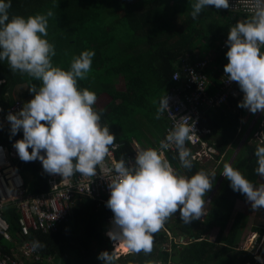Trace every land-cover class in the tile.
<instances>
[{"label":"trees","instance_id":"trees-1","mask_svg":"<svg viewBox=\"0 0 264 264\" xmlns=\"http://www.w3.org/2000/svg\"><path fill=\"white\" fill-rule=\"evenodd\" d=\"M193 2L195 1L11 0L8 12L10 18L14 15L27 18L48 10L54 12V16L49 18L46 37L55 46L56 55L52 58L54 66L69 70L74 56L83 51H94L90 74L86 79L78 80V87L95 92L99 100L100 95L108 97L102 107L96 104L94 107L101 114V125L108 126L116 136L115 143H119V151L129 154L133 151L132 140L150 142L147 133L157 138L153 131L160 134L163 132L165 123L160 111L161 103L173 85L171 74L182 53L192 49L201 53L216 45L215 41L201 42L202 36L214 30L200 31L202 23L216 21V18L219 20L218 25L230 23V15H223V12L213 7H207L193 19ZM187 24H193V27L188 28ZM219 32L222 31H216V34ZM261 51L264 52V47ZM227 62L224 55L217 57L214 63L217 67L216 74L215 70L209 71L211 84L219 85L221 75L218 69L223 70ZM4 63L5 61H0V82L6 76L2 72ZM118 77L123 82L122 90L113 87ZM212 89L214 88H209L211 92ZM5 93H9L6 85L0 87V106L4 111L15 101L11 92L7 98ZM240 101L241 99H230L224 106L211 109L202 120L203 125L211 128L209 142H215L220 155L225 154L227 147L235 143L240 118L245 112L244 108L238 107ZM260 120H264V113H260L254 129ZM5 130V133H0V144L8 146L14 140L23 138L22 130L15 136L11 134L10 128ZM254 153L255 144L244 142L231 165L253 185H258L264 183V176L262 182L259 181L260 175L255 172L258 164ZM220 155L216 156V160H220ZM166 157L180 175L191 177L200 170L208 173L207 166L195 162H192L191 170L183 168L177 151L167 152ZM18 170L32 192L46 190L47 173L39 160L20 161ZM245 199L244 195L233 191L230 182L223 177L203 220L187 224L181 221L177 212L167 220L164 229L154 234L153 244L168 245V248L163 249L159 246L154 259L160 264H259L251 253L239 250L234 245L237 234L243 227V213L234 211L235 203ZM111 214L113 213L107 207H95L90 198L79 197L72 207L69 219L56 231L31 233V242L39 241L42 245L38 248L40 253L44 258L50 259L38 264H103L97 256L101 251L111 252L112 245L101 232L100 223ZM4 216L11 231L16 232L18 212L9 207ZM216 227L214 241H210L207 236L202 238L203 234ZM165 231L172 233L171 240L168 241ZM253 231L264 234V227L253 226ZM181 235L189 239V243H176L175 239ZM154 251L153 246L148 254L143 251L138 254L129 253L120 256L115 264H148ZM260 252H264V242Z\"/></svg>","mask_w":264,"mask_h":264},{"label":"clouds","instance_id":"clouds-1","mask_svg":"<svg viewBox=\"0 0 264 264\" xmlns=\"http://www.w3.org/2000/svg\"><path fill=\"white\" fill-rule=\"evenodd\" d=\"M10 7L11 0H0V61H7L12 73L27 74L40 82L29 88L33 98L19 112L7 115L11 134L15 136L21 130L23 133L14 148L23 162L39 160L45 173L59 174L62 179L76 174L95 177L97 168L116 146V136L100 123L101 114L94 107L96 93L78 87V80L86 79L91 70L94 51L74 56L69 70L54 66L55 46L46 39L49 18L54 12L10 18ZM192 7L191 16L195 19L206 7L228 9L230 3L229 0H196ZM253 8L250 19L228 30L224 74L243 93L238 107L256 114L264 113V52L261 51L264 0H254ZM193 130L194 125L178 122L160 142L159 149L137 150L131 165L123 159L114 163L106 201V207L113 213L112 227L105 235L118 243L115 247L112 243L111 252L98 254L97 259L103 264H115L120 255H126L121 254L124 249L127 254L151 253L154 234L177 212L187 224L205 215V197L216 175L204 170L191 177L180 175L165 155V150L174 146L181 166L191 170V153L185 145ZM254 155L258 164L255 172L264 176V146L258 145ZM221 175L230 182L233 191L245 196L253 210L264 209V184L255 187L227 163ZM32 247L37 249L42 245L34 241Z\"/></svg>","mask_w":264,"mask_h":264},{"label":"built area","instance_id":"built-area-1","mask_svg":"<svg viewBox=\"0 0 264 264\" xmlns=\"http://www.w3.org/2000/svg\"><path fill=\"white\" fill-rule=\"evenodd\" d=\"M230 7L221 9L225 15L248 16L254 11V0H229ZM227 35L220 40V47L227 52ZM211 58H189L183 55L176 68L171 74L172 87L163 97L161 108L162 115L168 121L162 140H165L168 132L181 121L186 126L192 127L191 139L186 142L190 150L192 162L204 163L216 160L220 153L216 149L215 142L210 143L211 129L202 124L204 116L211 110L224 106L230 99H243V93L236 82H228L223 73L219 85L211 84L209 71ZM177 77V79H173ZM212 87V92L209 88ZM210 92V93H209ZM23 102L15 99L14 103L5 111L0 109V129L6 128L9 112L15 114L21 110ZM189 117V118H185ZM264 122V120H260ZM253 130L250 126V134L256 142H261L255 132L261 129L260 124ZM256 126V127H257ZM264 126V125H263ZM239 129V128H238ZM249 136V135H248ZM260 141H259V140ZM16 141V140H15ZM5 146L0 144V264H27L49 261L42 256L39 249H33L31 242L32 232H54L59 226L69 219L72 207L79 197H88L96 207H106V201L110 196L108 179L114 176L111 171L116 161L115 154L119 150L117 143L111 149V155L106 158L104 164L97 168L95 177H84L80 174L71 178L62 179L59 174H48L46 177V190L32 192L21 173L17 164L20 158L14 148V143ZM159 146L144 147L139 143H133V154L127 158L128 163L134 164L136 151L140 149L155 148ZM177 151L174 146L166 152ZM212 194L205 199L211 201ZM14 208L18 212L16 219L18 229L14 234L8 220L4 216L7 208ZM112 220V218H108Z\"/></svg>","mask_w":264,"mask_h":264},{"label":"rangeland","instance_id":"rangeland-1","mask_svg":"<svg viewBox=\"0 0 264 264\" xmlns=\"http://www.w3.org/2000/svg\"><path fill=\"white\" fill-rule=\"evenodd\" d=\"M134 1H139V0H134ZM194 1L196 2V0H194ZM195 2H193V3H195ZM206 9H207V7L204 8L203 11H205ZM187 14L189 15L190 13L187 12ZM220 15H222V14L220 13ZM220 15H218V16H220ZM229 20L232 21L233 23H236V24L238 22H243L242 17H236V16L232 17V19H229ZM218 22H219V20L217 18H216V21H211V20L205 21L204 23H202V25H201L202 28H200L201 29L200 31L205 32L208 29L210 30L212 28H215L218 26ZM221 24L222 23H220V25ZM187 27L191 28V27H193V24H187ZM203 41L204 40L201 39V42H203ZM212 41H215L217 46L216 45L212 46L207 51H202L201 53H199L200 51L198 52V51L192 49L190 51L182 53V55L187 54V55L192 56L193 58H197L200 56H207L208 58H211V61H214V58L216 57V59H217V57L220 56L222 53L219 50V37H215L214 39L210 38L209 40L206 41V43H211ZM214 68H215V74H216V68L217 67L214 66ZM218 70L220 71V69H218ZM2 72L6 73L7 78L5 76L4 79H6V80L3 79L2 82H0V87L6 85V87L9 88V93L11 92L10 94H13V96H14L13 99L18 98L24 104L33 98L34 94L29 91V88L33 84H36L38 86L40 83L39 81H35L32 77L28 76L27 74H21L19 72L12 73L9 69L7 61H5L4 65L2 66ZM88 74H90V72ZM12 82H14V83L12 86H10V84ZM113 87L116 88V90H122L123 89V82H122L121 78L118 77L114 81ZM9 93L8 94L5 93V96H6L5 98H7L9 96ZM107 101H108L107 96L100 95V100L97 99L96 105L98 107H102ZM244 110H245V112L240 118V126L238 129V133L236 135V138H235V143H232L231 145H229L227 147V152L225 154L220 155V157H221L220 160H212L210 162L202 163L204 166H207L206 169L208 170L209 175H211L213 173L216 175L214 178V181H213V187L209 193L212 192V193L216 194L215 191H217V189L219 187L220 180L223 178L221 173L223 171L224 164H226V163L232 164V162L235 160V158L239 152V149H241V145L244 143V140L248 137V135L251 137V140H249L248 143L255 144V150H256L258 145L264 146V126H263L264 122H260L261 123L260 124L261 129H258L259 131L255 132V134H258L259 138H261V142L253 141L251 135H254V134H250V132H251L250 126L254 124L255 118L260 115V112H257L256 114H252L247 109H244ZM1 116L2 115H0V118H1ZM6 128H10L9 123H7ZM255 128L257 129V128H259V126L255 127ZM2 130H5V128L0 129V131H2ZM132 143H134V142H132ZM220 169H221V172H220ZM258 179H259V181L262 182V176H259ZM262 184H264V183H262ZM262 184H260V185H262ZM254 186L259 187L256 185H254ZM209 203L210 202L206 203L205 214L207 212ZM236 210H239L243 213V222H242L243 227L240 229V231L237 234V238L235 240L236 242L234 243L235 247L239 250H244V251L251 253L254 256V259L259 264H264V252H260L262 243L264 242V234L253 231V226H257V225H263L264 226V209L253 210L251 208L250 203L247 202L245 199L244 201H241V202L239 201L236 204L234 211H236ZM234 211H233V213H234ZM204 216L201 217V219H199V220H203ZM105 220H109V219L105 218ZM230 223H231V220L228 222V224L224 230L225 232L227 231ZM162 229H164V227ZM107 232H108V230L106 232H102V233L105 234ZM165 232H166V235L168 236V241L171 240L172 233L170 231H165ZM216 232H217V227L212 229L211 231H209V233L203 234L202 238H204V236H207V238L210 241H214L216 239ZM11 233L14 234L12 231H11ZM189 241L190 240L186 239V238L181 239V236H178V238L175 239L176 243L183 244V245H186L187 243H189ZM111 245H112V243H111ZM153 246L155 247V251L152 252V258H151L150 262H148V264H160L159 262H157V260L154 259V256H156V252L158 251V247L160 245L154 243ZM160 247L162 249L164 247L168 248V245L164 244ZM120 256H123V255H120Z\"/></svg>","mask_w":264,"mask_h":264},{"label":"crops","instance_id":"crops-1","mask_svg":"<svg viewBox=\"0 0 264 264\" xmlns=\"http://www.w3.org/2000/svg\"><path fill=\"white\" fill-rule=\"evenodd\" d=\"M221 11V10H220ZM222 12V11H221ZM225 13H223V15H224ZM234 16H236V17H242L241 15H230L229 16V19H232V17H234ZM243 18V22L244 21H246V20H248V19H250V17H248V16H245V17H242ZM234 25H236V23H233L232 21H230V23L229 24H227V23H224L223 25H218L216 28H212V29H215V30H212L211 32H209L208 34H205L204 36H202V39L204 40L203 42L204 43H206V41L207 40H209L210 39V37H215V36H217V35H219V45H220V38L221 37H223L224 35H226L227 33H228V30L232 27V26H234ZM204 30V29H203ZM211 30V29H210ZM205 31V30H204ZM207 31H209V29L207 30ZM216 31H222V32H219L218 34H216ZM219 50L221 51V53H222V55H224L225 57H226V52L225 51H223L222 49H221V47L219 46ZM185 55H187V54H185ZM183 56V55H182ZM181 56V57H182ZM203 57H207V56H203ZM227 58V57H226ZM210 61H211V59H210ZM215 61H216V57L214 58V61H211V69L210 70H215V68H214V63H215ZM178 64V63H177ZM176 68V67H175ZM216 70H217V68H216ZM219 71V70H218ZM220 72V75H221V78H222V75H223V73H224V69L223 70H220L219 71ZM220 80H222V79H220ZM210 93V92H209ZM18 99V98H17ZM20 100V99H19ZM24 105V104H23ZM161 114H162V112H161ZM162 117H163V121H164V123H165V125H164V128H163V132L160 134V133H157L156 131H153L154 132V134H156V136H157V138L154 136V135H150L149 133H147V136L150 138V142L149 141H146V142H140V141H138L137 139H134V140H132V142H134V143H139V144H141L142 146H144V147H148V146H159V144H160V140H161V138L163 137V134H164V130H165V128H166V126H167V124H168V121H167V119H166V117L164 116V115H162ZM259 117V116H258ZM258 117H256L255 118V121H254V124L258 121ZM240 126V125H239ZM239 126H238V128H239ZM238 128H237V133H238ZM211 129V128H210ZM7 130H2V131H0V133H5ZM211 137H209V139H210ZM16 140H18V139H16ZM249 140H251V137L250 136H248L245 140H244V142H249ZM252 140H254V139H252ZM15 141V140H14ZM115 144H117V143H115ZM119 144V143H118ZM132 149H133V143H132ZM133 154V151L131 152V153H129V154H125V153H121L119 150L116 152V154H115V159H116V161L117 162H119L121 159H123V160H125V161H127V158H128V156L129 155H132ZM166 154H167V152H166ZM221 158V157H220ZM21 160H19V161H16L15 160V162H16V164H17V168H18V164H19V162H20ZM195 163H197V162H195ZM198 164H200V163H198ZM19 171V170H18ZM22 175V174H21ZM23 176V175H22ZM24 178V177H23ZM24 180H25V178H24ZM25 183L29 186V184L25 181ZM260 184H258V185H256V186H259ZM216 192V191H215ZM209 194H212V196H214V194L215 193H209ZM208 194V195H209ZM207 195V196H208ZM206 196V197H207ZM205 197V198H206ZM212 198V197H211ZM241 202V201H244V200H237L236 201V203H235V207H236V204L238 203V202ZM94 205H95V203H94ZM95 207H96V205H95ZM108 210H110V209H108ZM208 210V209H207ZM111 211V210H110ZM236 211H239V210H236ZM235 211V212H236ZM207 213V212H206ZM113 218V214H111V215H109V216H106L105 218L106 219H108V218ZM104 218V219H105ZM258 226H262V227H264L263 225H258ZM255 234V233H254Z\"/></svg>","mask_w":264,"mask_h":264},{"label":"water","instance_id":"water-1","mask_svg":"<svg viewBox=\"0 0 264 264\" xmlns=\"http://www.w3.org/2000/svg\"><path fill=\"white\" fill-rule=\"evenodd\" d=\"M100 225H101V232H106L107 231V229H109L110 227H111V221L110 220H105V219H103L102 221H101V223H100ZM106 235H107V233H106ZM107 238H108V240L111 242V243H114L113 244V247H114V245H115V242L113 241V240H111L108 236H107ZM184 238V236L183 235H181V239H183Z\"/></svg>","mask_w":264,"mask_h":264},{"label":"bare ground","instance_id":"bare-ground-1","mask_svg":"<svg viewBox=\"0 0 264 264\" xmlns=\"http://www.w3.org/2000/svg\"><path fill=\"white\" fill-rule=\"evenodd\" d=\"M111 221H112V220H111ZM111 227H112V225H111ZM111 227H110L109 229H107V230L109 231V230L111 229ZM115 242H116V241H115ZM117 243H118V242H116L115 244L117 245ZM116 245H115V246H116ZM121 254H127V252H124L123 250H121Z\"/></svg>","mask_w":264,"mask_h":264},{"label":"snow or ice","instance_id":"snow-or-ice-1","mask_svg":"<svg viewBox=\"0 0 264 264\" xmlns=\"http://www.w3.org/2000/svg\"><path fill=\"white\" fill-rule=\"evenodd\" d=\"M124 251H127L126 249H124Z\"/></svg>","mask_w":264,"mask_h":264}]
</instances>
